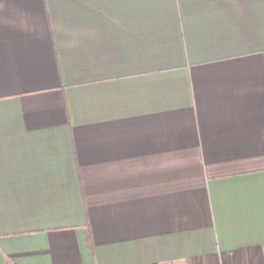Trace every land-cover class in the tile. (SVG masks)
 <instances>
[{"label":"crops","instance_id":"obj_1","mask_svg":"<svg viewBox=\"0 0 264 264\" xmlns=\"http://www.w3.org/2000/svg\"><path fill=\"white\" fill-rule=\"evenodd\" d=\"M0 264H264V0H0Z\"/></svg>","mask_w":264,"mask_h":264}]
</instances>
